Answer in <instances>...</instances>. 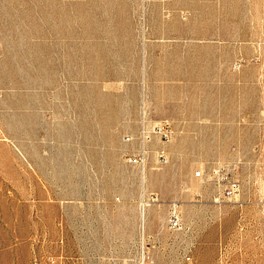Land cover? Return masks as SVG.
I'll use <instances>...</instances> for the list:
<instances>
[{
  "label": "rangeland",
  "instance_id": "obj_1",
  "mask_svg": "<svg viewBox=\"0 0 264 264\" xmlns=\"http://www.w3.org/2000/svg\"><path fill=\"white\" fill-rule=\"evenodd\" d=\"M107 263L264 264V0H0V264Z\"/></svg>",
  "mask_w": 264,
  "mask_h": 264
},
{
  "label": "built area",
  "instance_id": "obj_2",
  "mask_svg": "<svg viewBox=\"0 0 264 264\" xmlns=\"http://www.w3.org/2000/svg\"><path fill=\"white\" fill-rule=\"evenodd\" d=\"M176 135L173 122L169 119L152 121L142 119L136 133L126 136V142L133 144V151L126 153L127 161L141 169H145L151 159L159 165L169 162L166 145ZM212 181L218 190L215 202L221 203L225 198H233L239 195L241 185L239 180L234 179L231 173L222 166H216L211 170ZM144 207V206H143ZM170 229H181L182 220L179 208L173 204L168 217Z\"/></svg>",
  "mask_w": 264,
  "mask_h": 264
},
{
  "label": "crops",
  "instance_id": "obj_3",
  "mask_svg": "<svg viewBox=\"0 0 264 264\" xmlns=\"http://www.w3.org/2000/svg\"><path fill=\"white\" fill-rule=\"evenodd\" d=\"M99 253H100V252H99ZM101 254H102V253H101ZM104 254H106V252H105V253H103V255H104ZM98 255H100V254H98ZM100 258H101V257H100ZM107 264H108V263H107Z\"/></svg>",
  "mask_w": 264,
  "mask_h": 264
}]
</instances>
